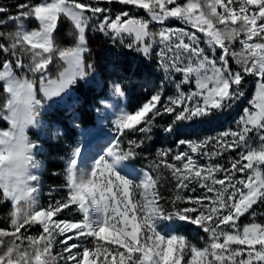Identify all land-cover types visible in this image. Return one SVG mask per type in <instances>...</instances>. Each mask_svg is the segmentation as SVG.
Segmentation results:
<instances>
[{"label":"snow or ice","instance_id":"1","mask_svg":"<svg viewBox=\"0 0 264 264\" xmlns=\"http://www.w3.org/2000/svg\"><path fill=\"white\" fill-rule=\"evenodd\" d=\"M115 2L142 9L146 16L129 11L101 16L110 9L83 0H28L14 5L16 15L0 6V29H13L0 30V121L7 125L0 128V204L10 205L0 227V264H264V222L256 211L264 205V0ZM62 18L74 39L67 47L55 41ZM169 19L192 30L150 27ZM26 21L36 27H26ZM89 27L145 56L153 44H163L160 66L181 80L174 82L176 94L166 104L161 86L135 111L119 110L114 122L119 136L143 135L126 144L117 140L91 166L81 164V149L74 148L64 183L42 205V165L28 133L41 125L46 101L94 71L85 59ZM124 37L131 39L125 43ZM183 85L192 87L185 91ZM249 87L253 94L235 130L179 140L190 152L171 155L176 163L169 162L172 150L166 149L148 169L135 168L158 117L172 118L163 129L171 134L231 109ZM113 90L125 95L118 83ZM226 152H237V158L228 166L211 163ZM190 153L210 163L199 164ZM169 184L173 195L165 197L161 189ZM192 184L205 194L182 195L197 190ZM57 191L61 195L53 196ZM246 214L250 222L239 223ZM172 221L190 222L208 235L199 245L160 223ZM34 228L39 231L31 234Z\"/></svg>","mask_w":264,"mask_h":264},{"label":"trees","instance_id":"2","mask_svg":"<svg viewBox=\"0 0 264 264\" xmlns=\"http://www.w3.org/2000/svg\"><path fill=\"white\" fill-rule=\"evenodd\" d=\"M28 0H0V6H6L9 8L11 15L17 14V9L14 7L16 3H25ZM83 2L96 4L99 2V6L102 8L110 9L108 13H102L99 15L108 14L115 16L123 11H129L132 15L141 16L145 14L142 9H137L134 6L123 5L115 2L106 3L104 0H83ZM90 15V13H89ZM171 22V21H170ZM173 24V23H172ZM26 27H36L34 21L29 23L25 22ZM152 30H159L158 26L150 25ZM4 31L13 30L12 26H5ZM86 39L88 42L89 52L85 54L86 62L94 65V71L89 75L77 82L72 87V93L67 94L64 99L48 103L45 109L41 110L40 118H44L47 124V128L50 131V135L46 137L41 131L40 127L31 128L29 130V136L32 140L36 141L38 145L37 159L43 162L41 169V176L43 180L40 203L47 205L50 196L49 192L64 183V163L63 159L73 148L76 141L77 131L73 125L88 126L94 123L95 111L100 113L106 120L107 125L113 130L116 141L121 140L123 143H127L128 138L136 139L143 135L140 133H129L126 137H120L115 128V113L117 110L111 105L115 103L122 105V108L126 111H135L139 106L146 102L150 96L161 86H163V98L162 103L168 102L169 96H175L176 89L174 82L179 83L181 75L178 73L168 74L165 73L160 66V57L158 53L164 47L163 44L155 43L150 50L148 56H145L141 52H137L134 49L127 48L120 43L119 38L113 39L111 36H105L103 33L92 30L91 27L86 31ZM131 38L124 37L125 43ZM55 41L60 47L71 46L74 43V39L71 35V25L66 19H61L55 32ZM4 59L0 56V60ZM235 67V65H233ZM52 72L55 74V67H52ZM166 77H168L166 79ZM251 80V78H247ZM120 84L122 90L125 92L123 97H119L114 93L113 85ZM187 91L191 85L182 86ZM253 90L251 87L246 91L244 99L236 102L229 110H225L218 116L212 119L195 125L178 126L177 131L169 134L165 133L163 129L171 123V117L169 115H163L156 120V126L153 128L150 134V139L145 141L144 149L141 157L134 161V165L148 169L149 165L157 158V152L159 150L171 149L169 156V162L176 163L170 159L171 155H174L181 151H188L187 144L180 145L179 140L188 141H200L206 137H214L219 133L229 129L235 130V121L241 115L243 108L246 106L247 99L251 97ZM111 106V107H110ZM7 127L6 123L0 121V128ZM192 154V153H190ZM194 159L199 164H208L210 161L206 157H202L198 154H192ZM237 152H226L223 156L217 157L211 163H219L221 165L228 166L229 159L237 158ZM223 175V174H219ZM173 185H166L161 189L162 194L165 197H170L173 193L168 191L169 187ZM191 187H196V191L190 190L183 191L181 194L184 196H200L205 194L203 189H200L198 185L192 184ZM53 196L59 197L60 191L53 192ZM207 203V202H206ZM255 207V206H254ZM10 211V205L0 204V227L5 226L8 213ZM257 219L259 222H264V217H261L259 213L264 212V205L256 207ZM65 218V217H60ZM74 218V217H73ZM250 222V218L246 214L240 218L239 223L245 224ZM177 228L181 234L185 235L189 240L201 245L195 237L196 234H208L203 233L197 226H193L187 221H177ZM39 231L38 228H34L31 234H36ZM196 231V233H194ZM59 246V245H57ZM60 247V246H59ZM57 247V248H59Z\"/></svg>","mask_w":264,"mask_h":264},{"label":"rangeland","instance_id":"3","mask_svg":"<svg viewBox=\"0 0 264 264\" xmlns=\"http://www.w3.org/2000/svg\"><path fill=\"white\" fill-rule=\"evenodd\" d=\"M145 16H146V13L145 14H142L140 17H145ZM154 25L158 26L159 29L160 28H181V27H183V28H186L188 30H192V29H190V26L185 25L182 22L177 21L176 19H169V20L165 21L164 24H154ZM201 46L202 47H205V48L207 47L205 44H201ZM71 93H72V88L69 89L66 93H63L60 97H54L52 100L46 101V104L49 105L48 103L54 101L55 99L62 100V99H64V97L67 94H71ZM47 105H44V108L43 109H45L47 107ZM111 105L113 106V107L110 106L111 108H113V109L115 108V110H117V112L115 113V116H116L115 118L117 119V116L119 115V110L122 108V105H117L115 103H111ZM98 117H99V119H98ZM98 117L96 118V122L94 124L95 127L94 128H91L90 131L89 130L86 131V133H82V135H83L82 138L83 139L80 138L82 135L76 137V144H77L78 141H84V140L85 141H89V140H91V138H92V136H93L94 133H98L100 131H104L105 129H108V130L110 129L111 130V128L109 126H107V124L105 122L106 120L104 119V117L100 113H99V116ZM40 120H41V125L39 127H40L41 131L43 132V134L46 137H48L50 135V131L47 128L46 121H45L44 118H40ZM104 123H105L106 126H103ZM111 131H112V136H113V138L115 140V136L113 134V130H111ZM76 144H74L72 150L74 148H76ZM72 150L65 156L64 159L68 158L71 155ZM101 155H103V154H101ZM40 162H41V165L43 166V162L42 161H40ZM65 163H66V161H65ZM64 168H65V166H64ZM41 169H42V167H41ZM41 169H40V173H41ZM42 182H43V180H42V176H41V189H42V184H43ZM175 222H177V221L160 222V223H161V226H163L164 224H168L170 228H175L180 233L179 228H177V224ZM193 226L195 227V225H193ZM194 233H196V231ZM200 235L201 234H196V237L195 238L198 241H200L201 242V245H202L203 244V241L200 238L201 237H205V234H203L202 236H200ZM57 247H59V246H57Z\"/></svg>","mask_w":264,"mask_h":264},{"label":"bare ground","instance_id":"4","mask_svg":"<svg viewBox=\"0 0 264 264\" xmlns=\"http://www.w3.org/2000/svg\"><path fill=\"white\" fill-rule=\"evenodd\" d=\"M96 116L98 117L99 114L97 113ZM94 124L95 122L88 126H83L80 124L74 126L77 127L79 136H81L82 133H86V131H90L91 128H94ZM103 126H106L105 123L103 124ZM82 137L83 135L80 138L83 139ZM114 143L115 140L112 136V131L110 129H105L104 131L94 133L91 140L89 141H78L76 147H80L81 149V157L79 158L81 164H87L88 166H91L93 159L98 158L100 153L104 154L103 150H105L107 147L111 146ZM135 168L138 171L146 170L137 165H135Z\"/></svg>","mask_w":264,"mask_h":264}]
</instances>
